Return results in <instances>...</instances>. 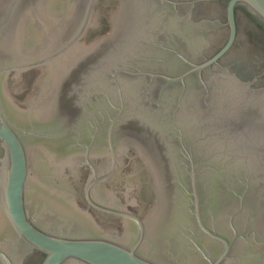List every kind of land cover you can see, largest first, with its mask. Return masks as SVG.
I'll list each match as a JSON object with an SVG mask.
<instances>
[{
	"label": "water",
	"instance_id": "95a60500",
	"mask_svg": "<svg viewBox=\"0 0 264 264\" xmlns=\"http://www.w3.org/2000/svg\"><path fill=\"white\" fill-rule=\"evenodd\" d=\"M0 264H264V0H0Z\"/></svg>",
	"mask_w": 264,
	"mask_h": 264
}]
</instances>
